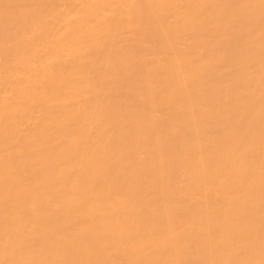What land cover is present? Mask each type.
<instances>
[{"label": "bare ground", "instance_id": "bare-ground-1", "mask_svg": "<svg viewBox=\"0 0 264 264\" xmlns=\"http://www.w3.org/2000/svg\"><path fill=\"white\" fill-rule=\"evenodd\" d=\"M0 264H264V0H0Z\"/></svg>", "mask_w": 264, "mask_h": 264}]
</instances>
